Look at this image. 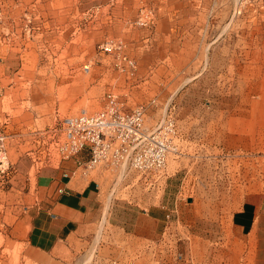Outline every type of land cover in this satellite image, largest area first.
Masks as SVG:
<instances>
[{"label": "rangeland", "instance_id": "374dc122", "mask_svg": "<svg viewBox=\"0 0 264 264\" xmlns=\"http://www.w3.org/2000/svg\"><path fill=\"white\" fill-rule=\"evenodd\" d=\"M81 1L0 0V130L10 162L13 152L30 150L41 129L102 108L112 91L127 107L144 104L148 125L171 116L177 128L165 176L147 177L129 164L109 167L118 175L117 197L133 193L140 207L177 199L190 206L188 212L195 204L227 224L247 192L264 188L263 13L251 2L244 16L225 18L212 47L176 50L168 64H137L130 73L99 48L104 39L122 36L100 30L96 14L84 13ZM240 1L234 0L236 8ZM201 90L211 96L200 98ZM226 94L233 96L227 105L220 102ZM7 180L0 176V187ZM184 230L190 239L183 247H209ZM99 236L105 243L100 253L107 256L146 245H133L107 223ZM97 257L86 264H104Z\"/></svg>", "mask_w": 264, "mask_h": 264}, {"label": "crops", "instance_id": "0c3cea01", "mask_svg": "<svg viewBox=\"0 0 264 264\" xmlns=\"http://www.w3.org/2000/svg\"><path fill=\"white\" fill-rule=\"evenodd\" d=\"M251 2L264 15V0H241L238 9L234 0H82L81 6L84 13L94 11L100 30L122 36L139 66H157L172 61L176 50L212 47L225 18L244 16ZM149 8L153 21L134 23ZM232 97L226 94L220 102L227 105ZM50 126L37 132L29 151L10 155L8 182L0 187V264H86L96 256L104 264H264V188L247 192L227 224L203 215L195 204L190 213V206L177 199L140 207L133 193L117 197L118 175L109 167L81 165L89 157L84 151L47 161ZM128 185L136 191V182ZM170 220H179L209 247L190 248L181 261L156 253L152 241L159 240ZM103 223L131 237L133 245H146L121 248L116 256L100 253Z\"/></svg>", "mask_w": 264, "mask_h": 264}, {"label": "built area", "instance_id": "2783aa9c", "mask_svg": "<svg viewBox=\"0 0 264 264\" xmlns=\"http://www.w3.org/2000/svg\"><path fill=\"white\" fill-rule=\"evenodd\" d=\"M153 19V9L149 8L143 10L135 22L144 25ZM125 47V42L116 38H107L99 43L101 50L114 54L120 69L133 73L137 61ZM85 68L89 69V64ZM105 98L102 108L92 112L84 109L64 116L47 128L46 133L50 137L45 159L50 161L55 157L61 160L84 151L89 156L80 162L84 167L129 164L147 177L165 176L168 155L175 147L177 128L174 118L164 116L155 126L148 125L147 107L144 104L127 107L112 91ZM10 168L6 134L0 130V176H7ZM188 239L190 236L184 230V225L179 220H170L159 240L152 243L156 253L171 255L176 261H181L185 260L188 251L182 243ZM118 263L117 260L112 262Z\"/></svg>", "mask_w": 264, "mask_h": 264}]
</instances>
